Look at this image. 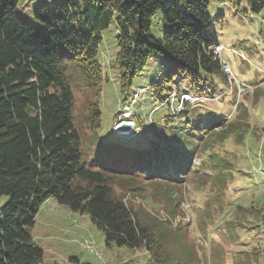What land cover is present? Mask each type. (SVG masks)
Instances as JSON below:
<instances>
[{
    "label": "trees",
    "instance_id": "trees-1",
    "mask_svg": "<svg viewBox=\"0 0 264 264\" xmlns=\"http://www.w3.org/2000/svg\"><path fill=\"white\" fill-rule=\"evenodd\" d=\"M246 1L251 13L264 8ZM18 2L0 0V264H41L29 229L49 199L86 214L107 247L146 251L147 264H203L188 226L172 223L182 214L176 190L211 173L210 150L197 148L211 128L201 110L168 113L144 148H127L119 161L97 144L100 112L85 96L101 90L98 48L113 20L121 95L153 56L168 61L151 85L156 101L173 90L201 95L206 75L223 74L209 0H64L36 7L37 25L16 14ZM157 15L168 26L159 39L150 34ZM77 95L85 98L78 123Z\"/></svg>",
    "mask_w": 264,
    "mask_h": 264
},
{
    "label": "rangeland",
    "instance_id": "rangeland-1",
    "mask_svg": "<svg viewBox=\"0 0 264 264\" xmlns=\"http://www.w3.org/2000/svg\"><path fill=\"white\" fill-rule=\"evenodd\" d=\"M63 1L19 0L15 12L37 25L33 19L36 7L52 9ZM208 13L221 46L219 60L232 81L224 73L206 75L199 85L201 95L189 104L198 107L205 123L211 126L209 137L197 143L201 151L210 150L211 173L205 184L192 180L193 184L176 190L182 200L180 217L199 248L203 264H264V8L251 13L246 0H209ZM167 27L157 15L152 19L150 34L159 39ZM116 36L113 20L101 32L98 48L103 72L101 90L97 96L87 94L85 98L95 102L100 112L95 135L102 153L117 154L121 161L127 148L145 147L150 134L176 105L154 98L151 85L158 82L168 65L159 57L153 56L142 75L133 80L128 96L119 93L114 64ZM133 93H139V98L131 106L127 124L124 106L131 102ZM174 94L167 96L169 103L176 101ZM85 98L76 96L77 123L84 112ZM141 126L144 129L140 136L133 134ZM222 134L223 139H218ZM86 139L87 131L82 138L85 145ZM6 203L7 198L2 197L0 207ZM29 233L43 252L41 264L148 263L149 255L144 250L107 247L102 231L86 214L72 212L54 199L40 206Z\"/></svg>",
    "mask_w": 264,
    "mask_h": 264
}]
</instances>
